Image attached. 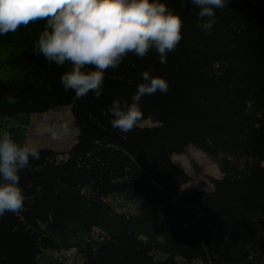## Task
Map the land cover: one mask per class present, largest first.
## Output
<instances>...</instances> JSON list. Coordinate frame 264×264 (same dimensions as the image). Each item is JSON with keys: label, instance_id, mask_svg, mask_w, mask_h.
<instances>
[{"label": "trees", "instance_id": "trees-1", "mask_svg": "<svg viewBox=\"0 0 264 264\" xmlns=\"http://www.w3.org/2000/svg\"><path fill=\"white\" fill-rule=\"evenodd\" d=\"M162 2L183 20L167 63L129 55L99 98L65 91L70 65L36 54L43 21L0 36V136L28 143L36 115L64 108L77 130L18 173L24 205L0 216V264H264V0H229L210 31L191 0ZM143 71L169 89L143 96L122 133L109 108L132 102ZM190 146L218 161L211 191L181 189L192 178L172 156Z\"/></svg>", "mask_w": 264, "mask_h": 264}, {"label": "clouds", "instance_id": "clouds-1", "mask_svg": "<svg viewBox=\"0 0 264 264\" xmlns=\"http://www.w3.org/2000/svg\"><path fill=\"white\" fill-rule=\"evenodd\" d=\"M199 8L198 25L210 31L216 23L215 9L229 0H191ZM38 21L44 22L34 50L49 62L70 70L60 77L65 91L77 99L103 91L105 73L116 70L129 55L143 59L153 49L159 62L167 63L168 53L182 39L183 20L169 10L162 0H0V36L14 33ZM135 67V63L131 64ZM130 104L113 102L109 112L113 128L122 133L134 130L143 120L139 102L157 91L167 93L169 84L163 77L148 71L141 74ZM9 104L17 100L9 96ZM40 153L31 144H18L7 133L0 136V216L23 210L24 195L18 173Z\"/></svg>", "mask_w": 264, "mask_h": 264}, {"label": "rangeland", "instance_id": "rangeland-1", "mask_svg": "<svg viewBox=\"0 0 264 264\" xmlns=\"http://www.w3.org/2000/svg\"><path fill=\"white\" fill-rule=\"evenodd\" d=\"M76 137L77 130L72 128L70 112L64 108L46 115H36L29 129L28 144L37 150L51 147L63 151L68 150ZM172 160L192 178L191 182L181 189L193 187L211 191V179L221 175L218 161L193 146L184 154H174Z\"/></svg>", "mask_w": 264, "mask_h": 264}]
</instances>
